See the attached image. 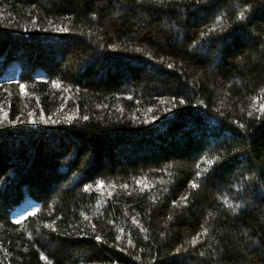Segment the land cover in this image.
I'll return each mask as SVG.
<instances>
[{
  "label": "trees",
  "instance_id": "1",
  "mask_svg": "<svg viewBox=\"0 0 264 264\" xmlns=\"http://www.w3.org/2000/svg\"><path fill=\"white\" fill-rule=\"evenodd\" d=\"M0 264H264V0H0Z\"/></svg>",
  "mask_w": 264,
  "mask_h": 264
},
{
  "label": "snow or ice",
  "instance_id": "2",
  "mask_svg": "<svg viewBox=\"0 0 264 264\" xmlns=\"http://www.w3.org/2000/svg\"><path fill=\"white\" fill-rule=\"evenodd\" d=\"M169 67H171V65H169ZM21 87L23 88L24 86L22 85ZM32 122L35 123V121H32ZM45 122H47V121H45ZM193 187H197V185L194 183ZM95 239L99 241L101 238L99 236H97Z\"/></svg>",
  "mask_w": 264,
  "mask_h": 264
}]
</instances>
